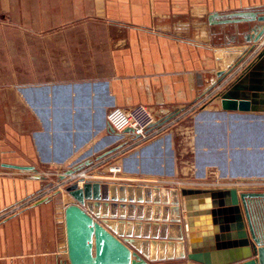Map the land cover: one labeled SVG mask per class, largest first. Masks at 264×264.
Segmentation results:
<instances>
[{
  "label": "crops",
  "instance_id": "crops-1",
  "mask_svg": "<svg viewBox=\"0 0 264 264\" xmlns=\"http://www.w3.org/2000/svg\"><path fill=\"white\" fill-rule=\"evenodd\" d=\"M248 10L262 13L264 0H0V214L123 146L112 107L145 104L165 118L206 93L251 30L221 20ZM31 34H41V82L24 73ZM213 104L203 110L221 151L212 158L233 166L225 175L264 174V112ZM163 139L123 160H163ZM223 139L245 153L224 152ZM58 191L0 219V264H70L64 209L74 199Z\"/></svg>",
  "mask_w": 264,
  "mask_h": 264
},
{
  "label": "water",
  "instance_id": "water-1",
  "mask_svg": "<svg viewBox=\"0 0 264 264\" xmlns=\"http://www.w3.org/2000/svg\"><path fill=\"white\" fill-rule=\"evenodd\" d=\"M221 23L251 30L243 54L216 72L208 91L264 36V11L234 12ZM212 102L224 111L264 112V48ZM66 191L74 199L64 209L70 264H264V191L97 181L74 182Z\"/></svg>",
  "mask_w": 264,
  "mask_h": 264
},
{
  "label": "rangeland",
  "instance_id": "rangeland-1",
  "mask_svg": "<svg viewBox=\"0 0 264 264\" xmlns=\"http://www.w3.org/2000/svg\"><path fill=\"white\" fill-rule=\"evenodd\" d=\"M253 50L247 55V57L243 60V62H241V64H243L249 58ZM254 58H252L249 62H251ZM29 60H30V68L24 70V73L28 72L27 76L31 82H41V34L40 36H36L34 34H31L30 36ZM240 65L237 67V69L240 67ZM246 65H244L242 69H244ZM242 69L239 72H241ZM238 73L236 74L235 77L232 78V80L226 83L221 90L226 88L237 77ZM220 91L216 92L214 95L210 96L208 100H205L202 103H200L199 101L205 98V95L199 97L197 100L190 103L183 110H181L177 114H174L173 116L162 118L163 116L159 114L157 115L154 112L156 116V120L162 121L166 119L164 122L168 123V125L165 126L160 132L140 142L137 141L138 138L136 137L134 138V136L129 137V139H125V143L123 144V146L118 148L113 154H110L105 158H100L95 162H93V164L84 166L78 171L80 172L81 170L88 169V172L91 171L94 172L96 171L95 169H101V171L103 170L106 171L105 173L106 176L112 177L113 173H110V170L116 168V166H120L122 167V172L119 174V176L124 177L125 180L130 182L128 184L135 185L138 184L137 182H140L143 183L144 185H153L159 187L178 188V189H180V187L183 186L201 185V183L213 184L218 181L221 182L223 180L224 182H231V181H238L236 178H245L240 175H236V176L232 174L223 175L225 174L224 172H230L229 169H231L233 166L227 165L225 163L223 165L219 161L217 163L215 159L212 158L214 154L219 153L220 150L218 147L220 146L219 143L213 139L214 126L213 124H210L209 118H205V113H203V110L209 106L211 108L218 107L217 105H214L215 103L213 104L212 98H215ZM194 104H196L197 106H194ZM192 106H194L193 109L191 108ZM115 107H112L108 111V114ZM123 108H128V107H123ZM222 119L225 120L224 118ZM224 124L227 125L226 122ZM242 124L245 123L243 122ZM158 126L161 127V124ZM260 133L261 131H258V135ZM230 134L231 133L227 134L226 132H223L222 136L225 137L226 135V137L229 139ZM232 134H236V133H232ZM256 134L257 131L254 132L253 143H255ZM238 137H239L238 143L241 146H243L244 145L243 143H245V138L243 137V134L238 135ZM160 138H164L163 140H167V143L163 145L162 148L161 155L163 160L161 161L158 159L151 160L150 157L148 156V158H146L145 161L142 162V164L140 165L139 163L128 164L125 163V161L123 160L124 157L129 155L130 153L134 154L138 151H143L145 146L150 145L149 143L159 140ZM228 139L226 141L223 139L224 152L234 153L236 151V152H243L242 154L245 153L244 149L237 150L235 148V145L232 144V141L229 142ZM214 148L216 149L214 150ZM253 152L257 153L262 151L259 150V147L256 148L254 147ZM222 176H227V177L224 179H219L222 178ZM66 177L64 179L60 178L59 180H55L50 187H47L44 190L54 188L59 183H63ZM256 177L264 178V174L259 176L253 175L246 178H256ZM70 183L71 181H69L66 184H63L60 191H58L60 187H56L53 193L55 191H58V193L59 192L61 193L64 190L66 191V187L70 185ZM60 196L62 201L65 197H63V194H60ZM66 199H67V195H66ZM182 200L183 199L181 198V201ZM182 214H183V209H181V215Z\"/></svg>",
  "mask_w": 264,
  "mask_h": 264
},
{
  "label": "built area",
  "instance_id": "built-area-1",
  "mask_svg": "<svg viewBox=\"0 0 264 264\" xmlns=\"http://www.w3.org/2000/svg\"><path fill=\"white\" fill-rule=\"evenodd\" d=\"M264 48V36L263 38L256 43L253 52L249 56V58L240 65V67L236 70H234L227 78H225L222 82L217 84L214 88L204 93L202 96L205 95V98L201 99L199 101L202 103L205 100H208V98L212 95H214L216 92L220 91L222 87L228 83L230 80H232L233 77L236 76V74L243 68L244 65H246L252 58H254L262 49ZM240 73V72H239ZM238 73V74H239ZM200 96V97H202ZM213 99V98H212ZM199 105V104H198ZM194 106H197L194 104ZM194 106L191 108L193 109ZM109 124L113 131H115L119 135H125L127 139L129 137L138 138L137 141H143L154 134H157L160 132L165 126L168 125L167 122H164L161 124V127L158 126L159 121L156 120V116L152 109L146 105H135L128 108H123L116 106L108 115H107ZM158 128V129H157ZM130 129V130H128ZM151 131V132H150ZM97 165V164H96ZM96 171L88 172V169L81 170L80 172L77 171L73 174L67 175L66 179L63 181V183H59L54 188L46 189L41 192H38L34 194L33 196H30L28 199L23 201L22 203L16 205L11 210H8L4 213L0 214V219L8 216L9 214L13 213L14 211H17L25 206H28L34 202H37L45 197H47L51 192L54 191L56 187H60L59 190H61L63 184L68 183L71 181L70 184L74 182H86V181H97V182H109V183H118V184H128L127 180H125L124 177H120L119 174L122 172V167L116 166V168L111 169L110 173H113L112 177H108L105 175L106 171L101 169H95ZM227 176H222L224 179ZM238 181H231V182H216L213 184H207V183H201V185H195L190 187H203V188H216V187H237L240 190H261L264 188V178H236ZM140 183V182H137ZM143 184V183H141ZM81 185V184H80ZM260 188V189H258Z\"/></svg>",
  "mask_w": 264,
  "mask_h": 264
},
{
  "label": "bare ground",
  "instance_id": "bare-ground-1",
  "mask_svg": "<svg viewBox=\"0 0 264 264\" xmlns=\"http://www.w3.org/2000/svg\"><path fill=\"white\" fill-rule=\"evenodd\" d=\"M261 39H262V38H261ZM261 39H260V40H261ZM260 40H259V41H260ZM235 115H236V114H235ZM208 116H210V115H208ZM262 116H264V115H262ZM217 117H218V116H217ZM222 117H223V116H222ZM242 118H243V117H242ZM244 118H245V117H244ZM248 118H249V117H248ZM251 118H252V117H251ZM255 118H262V117H261V116H257V117H255ZM219 120H220V119H219ZM243 120H244V119H243ZM245 120H246V119H245ZM249 120H251V119H249ZM235 122H236V120H235ZM260 122H262V120H261ZM231 123H232V122H231ZM256 123H257V122H256ZM241 124H242V123H241ZM238 125H239V124H238ZM238 125H237V126H238ZM256 125H258V124H256ZM237 126H236V127H237ZM246 126H247V125H245V127H246ZM240 128H241V127H240ZM238 129H239V128H238ZM260 129H261V128H260ZM255 131H256V130H255ZM244 132H246V131H244ZM244 132H243V133H244ZM237 133H238V132H237ZM241 134H242V132H241ZM241 134H240V135H241ZM244 134H245V133H244ZM235 135H236V134H235ZM238 135H239V134H238ZM249 135H250V134H249ZM255 137H256V135H255ZM244 138H245V137H244ZM237 140H238V139H237ZM250 141H253V137H252V140H250ZM256 141H257V140H256ZM256 141H255V142H256ZM257 143H258V142H257ZM243 144H245V143H243ZM252 145H253V144H252ZM220 153H221V151H220ZM223 154H224V153H223ZM215 156H216V155H215ZM215 156H214V157H215ZM220 156H221V154H220ZM222 156H223V155H222ZM223 157H224V156H223ZM75 166H76V165H75ZM222 174H223V173H222ZM222 174H221V175H222ZM223 175H225V174H223ZM80 184H81V186H83V185H84V182H80ZM132 185H133V184H132ZM135 185H142V186L153 187V185H144V184H141V183H138V184H135ZM148 193H149V192H148ZM146 195H147V194H146Z\"/></svg>",
  "mask_w": 264,
  "mask_h": 264
}]
</instances>
